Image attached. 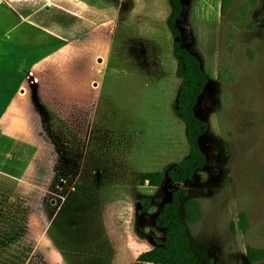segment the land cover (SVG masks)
I'll return each mask as SVG.
<instances>
[{"label":"rangeland","instance_id":"obj_1","mask_svg":"<svg viewBox=\"0 0 264 264\" xmlns=\"http://www.w3.org/2000/svg\"><path fill=\"white\" fill-rule=\"evenodd\" d=\"M182 2L183 44L210 80L196 106L209 123L208 163L175 186L186 192L181 213L192 215L201 264H264L247 255L264 249V0ZM142 3L155 35L131 41L132 61L113 57L94 104L63 109L36 95L46 150L41 158L32 150L24 169H0V264H135L163 239L156 217L174 185L167 177L141 185L139 176L184 159L188 143L173 110L181 80L171 0Z\"/></svg>","mask_w":264,"mask_h":264},{"label":"crops","instance_id":"obj_2","mask_svg":"<svg viewBox=\"0 0 264 264\" xmlns=\"http://www.w3.org/2000/svg\"><path fill=\"white\" fill-rule=\"evenodd\" d=\"M143 8L142 0H0V169H24L32 150L44 157L36 95L63 109L90 106L113 57L132 61L131 41L149 30L153 38Z\"/></svg>","mask_w":264,"mask_h":264},{"label":"trees","instance_id":"obj_3","mask_svg":"<svg viewBox=\"0 0 264 264\" xmlns=\"http://www.w3.org/2000/svg\"><path fill=\"white\" fill-rule=\"evenodd\" d=\"M182 0H171V12L167 18L168 29L174 39L173 55L177 60L176 76L181 80L179 93L174 105V113L184 122L188 143V155L176 164L167 165L163 170L145 171L139 176L141 185L159 186L167 177L174 188L171 198L165 202L156 217V225L164 231L163 239L156 240V246L139 254L135 264H201L197 250L189 233L188 223L192 215H182L185 205V190L175 187L194 179L196 173L208 163L201 139L209 129L207 120L196 113V106L209 83V75L204 70L199 57L183 44L179 19L183 13ZM264 22V7L260 14ZM144 207L150 198L142 199ZM242 229L245 215L240 214ZM247 255L251 263L264 259V249L248 247Z\"/></svg>","mask_w":264,"mask_h":264},{"label":"water","instance_id":"obj_4","mask_svg":"<svg viewBox=\"0 0 264 264\" xmlns=\"http://www.w3.org/2000/svg\"><path fill=\"white\" fill-rule=\"evenodd\" d=\"M177 185H179V184H177Z\"/></svg>","mask_w":264,"mask_h":264}]
</instances>
